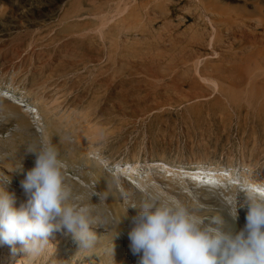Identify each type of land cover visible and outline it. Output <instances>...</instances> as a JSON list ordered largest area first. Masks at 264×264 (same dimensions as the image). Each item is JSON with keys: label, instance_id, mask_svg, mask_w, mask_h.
<instances>
[{"label": "rangeland", "instance_id": "1", "mask_svg": "<svg viewBox=\"0 0 264 264\" xmlns=\"http://www.w3.org/2000/svg\"><path fill=\"white\" fill-rule=\"evenodd\" d=\"M253 2L264 5V0H0V90L13 100L0 94V186L15 195V207L26 203L21 181L36 161L26 147L41 141L54 146L71 190L69 202L92 207L91 230L99 238L84 252L66 229L54 231L38 264H137L128 233L141 201L150 197L185 207L202 226L219 217L223 223L213 227L233 235L244 230L247 184L264 188V94L251 95L246 86L233 89L223 77L215 92L200 81L198 61L189 56L214 52L197 44L198 29L205 27L196 23V9L209 29L219 22L232 27L238 13H253ZM233 44L223 55L227 60L235 61L236 53L255 59L260 54L249 39ZM255 59L251 70L259 67ZM33 109L38 116L29 115ZM155 161L172 167L170 172L149 164ZM196 167L225 170L234 181L197 189L183 172ZM112 243L114 256L105 250ZM20 247L13 253L12 246L0 244V264H23Z\"/></svg>", "mask_w": 264, "mask_h": 264}, {"label": "clouds", "instance_id": "2", "mask_svg": "<svg viewBox=\"0 0 264 264\" xmlns=\"http://www.w3.org/2000/svg\"><path fill=\"white\" fill-rule=\"evenodd\" d=\"M26 152L36 155L35 167L21 181L27 202L15 207V195L0 186V244L12 246L13 253L19 244V251L26 254L23 264H38L52 246V233L66 229L80 251L93 250L99 238L91 230L96 224L92 207L69 202L71 190L64 183L56 148L33 142ZM245 194L247 223L236 235L212 226L223 223L219 217L202 226L200 219L183 206L152 197L141 201V210L132 218L134 227L128 233L137 264H264V198ZM114 247L112 243L105 250L114 256Z\"/></svg>", "mask_w": 264, "mask_h": 264}, {"label": "bare ground", "instance_id": "3", "mask_svg": "<svg viewBox=\"0 0 264 264\" xmlns=\"http://www.w3.org/2000/svg\"><path fill=\"white\" fill-rule=\"evenodd\" d=\"M259 3H261V2H259ZM259 3H254L256 5L252 4V5H254V8H255V9H251V10H254L253 13H250L249 11L248 12L245 11L248 13V14L247 13L245 14V13L240 12V11L244 12V10L239 9L240 13H238V12L237 13L239 16L242 15L243 17L240 16V18H239L238 15L236 14L237 17H234V18H236V21H235V23L233 22L235 25L232 27L225 24L224 22H223V24H220V22H219L218 25L214 24V25H212V29H209L208 23L204 20L205 16L198 14V10L197 9L195 10V13L197 15V22L196 23L202 24L205 27V28H201V29L199 28L198 29L199 30V34H198L199 38H198V40L197 39H195V40L198 41L197 44L200 48H202V49L205 48L207 50L211 49V51L213 50L214 52H213V54H210V53L205 54V53H199L200 52L199 51L192 56H189V55L188 56H189V59L191 61L193 59L195 62H196V60L198 61L195 64L194 69L198 73L199 79H201L200 81L211 86V88H213V90L215 92L218 91V93H219V90H220V86H219V83L217 82L218 81L217 78L223 77L224 82L229 87H233V89H238L239 87L244 88L246 86V88L250 87L251 93H252L251 95H253L255 92H257V94L260 93L259 95L264 94V5L259 4ZM212 8L215 9V8H217V6L215 8L213 6ZM217 9H219V8H217ZM229 10H228V12H229ZM236 10L234 11V9H233L232 12L234 11L233 13H236ZM216 12H218V11H216ZM230 12H231V10H230ZM244 14H245V16L247 15L248 17L250 15H253V16L249 17L251 19H249V18L246 19L244 17ZM217 15H218V13H217ZM254 16L256 18H253ZM219 18H221V17H219ZM224 18L226 19V17H224ZM224 18H223V20L225 21ZM233 20H231V21H233ZM230 22H228V23L230 24ZM211 24H212V22H211ZM126 31H128V29ZM218 31L220 33V35H219L220 37H223V36L225 38L229 37V38H232L234 40L231 41V43L229 42L230 40L228 41L229 43L222 42L221 38L218 37L217 35H215V33L218 34ZM216 37H218V38H216ZM128 39H129V37H128ZM216 39L218 40L217 42H216ZM245 39H249L251 41V45L254 49H260V54L258 55V58L255 59L251 55H248L247 57H241L239 54L236 53V54H234V56L236 57V58H234L235 61L225 59V57L223 55L226 56L225 52L232 51V47L234 45L233 43L235 41L237 42V40L239 41V40H245ZM132 41H133V39H132ZM141 41L142 40H140V42ZM139 45H140V43H139ZM232 53H234V52H232ZM138 54H140V53H138ZM254 59L256 61L255 66L256 65L259 66V67H257V70H256V68L254 70H251L250 68H248L249 66H252L255 63ZM203 63L205 64V67L199 68L200 65H201V67L203 66ZM221 63H223V64L220 65ZM235 64H237V67L235 66ZM218 65H220V66H218ZM223 65H226L229 68L228 67L224 68ZM213 75H216L217 77L213 76ZM245 92L248 93L247 90ZM0 94L3 96V99H5L7 101H13L12 99H10L11 97L9 96V92H7V91L4 92L3 90H0ZM22 107L24 110L30 109L29 106H27L26 104H23ZM29 115L38 116V112L36 109H33L31 114H29ZM109 162L110 161H105L104 164L106 166H108V165H110ZM149 164L152 166L153 165L158 166L162 170H165L166 172H170V170L172 168V167L168 166L166 163L159 162V161L150 162ZM119 165L116 166V168H118V170H120V172H123L125 170L126 166H123L121 168V166H119ZM135 165H136L135 167H137L138 163H136ZM130 169H128V170H130ZM183 172L190 177V181L192 180L194 182V186L197 189H202V188L215 189V187H217L218 185L228 184V182L230 180L234 179L231 177V173H228L225 170H213V169L211 170V169H204V168L196 167V168H191V169L188 168L186 170H183ZM232 181H234V180H232ZM254 191L259 192V194H254L255 196L260 197V198H264L263 187L260 184L259 185H257L256 183L247 184V187H246L247 194L253 195Z\"/></svg>", "mask_w": 264, "mask_h": 264}]
</instances>
